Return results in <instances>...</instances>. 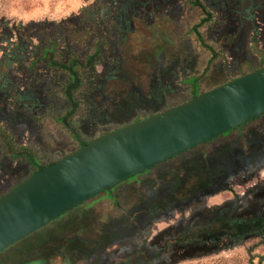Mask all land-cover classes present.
<instances>
[{
    "label": "rangeland",
    "instance_id": "rangeland-1",
    "mask_svg": "<svg viewBox=\"0 0 264 264\" xmlns=\"http://www.w3.org/2000/svg\"><path fill=\"white\" fill-rule=\"evenodd\" d=\"M208 1L181 0L180 10L161 17L164 28L138 23L121 33L110 25L104 34L96 33L101 43L95 48L82 45L85 39L76 31L77 24L80 30L88 25V18H98L91 13L98 10L94 0H0V196L30 176L31 158L46 166L77 150L80 143L181 104L190 99L185 88L194 85L198 75L205 86L220 83L219 76L210 79L208 72H193L195 61L196 68L208 60L213 72L222 69V64H210V54L217 55L221 48L207 42L205 28L225 16L236 18L240 5L251 3L238 1L234 9L229 0L223 16L211 22L201 8ZM249 17L254 16L246 14V21ZM194 23L198 24L196 35L189 29ZM84 32L88 38L87 27ZM19 35L24 41H18ZM98 38H88L90 45ZM50 40L55 41L56 49L52 48L46 58L39 48L44 43L50 45ZM162 45L164 55L159 50ZM68 57L74 60L71 63L77 79L69 98L65 93L69 74L49 64L51 60L70 66ZM180 65L181 75L176 80H159L169 87L157 89L158 80L153 75H163ZM231 75L223 81L234 77ZM243 125L151 168L137 176V181H133L134 176L128 178V183L117 185L110 196L99 193L70 209L16 243L0 256V264H264V229L237 241L241 232L232 221L236 213H241L238 207L251 206L253 192L262 191L264 161L234 173L223 188L200 193L162 214L152 211L164 200H172L176 190L194 191L192 180L207 166L209 154L214 153L215 160L233 154L246 156L251 153L247 152L249 145L264 142V116ZM202 153L209 157L195 158ZM226 206L228 212L221 214L222 219L212 220L203 231H186L180 241L184 246L209 240L217 244L224 239L213 251L177 260L173 251L161 253L149 247L152 243L163 245L160 239L165 238V232L172 236L168 231L177 222L189 228L196 212ZM138 218H143L142 223ZM116 226L120 227L118 232ZM100 235L115 239L103 242Z\"/></svg>",
    "mask_w": 264,
    "mask_h": 264
},
{
    "label": "water",
    "instance_id": "water-1",
    "mask_svg": "<svg viewBox=\"0 0 264 264\" xmlns=\"http://www.w3.org/2000/svg\"><path fill=\"white\" fill-rule=\"evenodd\" d=\"M264 114V67L90 139L0 196V253L93 196Z\"/></svg>",
    "mask_w": 264,
    "mask_h": 264
},
{
    "label": "flooded vegetation",
    "instance_id": "flooded-vegetation-1",
    "mask_svg": "<svg viewBox=\"0 0 264 264\" xmlns=\"http://www.w3.org/2000/svg\"><path fill=\"white\" fill-rule=\"evenodd\" d=\"M94 1H95V6L98 10H96V12H91V13L96 14L98 18H96L95 16H92V18L94 19L88 18L87 19L88 25L83 27V29L81 28L80 30L78 29L80 25L77 24L76 31L78 33H81V39H85L81 41L82 45H85L87 47L94 46L95 48L97 47L100 48L99 47L101 43L100 38H98L99 35L96 34L98 31H101V33L104 34V30H108L110 28V25L112 27H115V29L118 30L117 32H121V33H123V31L125 30L130 31V28L134 27L135 24L137 25L138 23L139 24L141 23L142 25L146 26L148 23V19H147L148 14H150V12H153V14L157 15L161 11L159 9V6H161V4H164L165 2H168V3L172 2L169 4V6L173 7L174 1L176 0H94ZM180 1L181 0H178V3H180ZM189 2H194V0H189ZM89 11H93V10H89ZM85 15L88 16L87 14ZM249 22H251L252 24H255V20L252 17L250 18ZM86 27L89 31V33H87L89 35L88 38H93L95 36L98 38L91 45H90L91 41H89V39L85 36L86 34L84 32V29ZM61 33H63L62 30H61ZM115 39L117 40V38ZM50 43H51L50 45L49 44L46 45L44 43L45 47L43 46L39 48L40 53L42 55H44V51H48L51 55L52 48L56 49V47H54L55 41L50 40ZM95 43H97L98 46L95 45ZM68 48L70 50L74 49L72 46H68ZM87 59H89V57L86 58L85 60ZM92 59L93 57L90 60ZM68 61L70 64L71 62L74 63L73 62L74 60L71 58H69ZM263 116L264 114H262L258 118H261ZM242 126L244 125H241L240 127ZM231 131H228V133ZM248 147L249 148L247 152H251V153L247 154L246 156L244 155L238 156V155L233 154V155L222 157L218 160L214 159V153L209 154L211 158L207 156V154H203V153L196 154L195 158L197 157L200 159L203 157H209V160L206 158L208 160L207 166L203 168L201 171H199L198 174H196L195 178L192 180L193 187L191 189H193L194 191H191L190 193H188V192L176 190V192L174 193L175 197L172 200H167V201L164 200L162 204L159 205V207L157 206L152 211L154 213L161 211L160 213L162 214L165 210L171 209V208L174 209L179 206L178 204H182V202H185L186 199L191 200L194 198V196L199 195L200 193L206 194L213 188L215 189L223 188V185L226 184V181H228L229 177L232 176L234 173H237L238 171H240L241 173L242 170H245L248 167H253L255 164L262 163L264 161V142L261 141L258 143H252ZM190 150H187V151H190ZM187 151L173 158H176L186 153ZM173 158L163 161L160 164L169 162ZM150 169L140 174L134 175V177L132 178L133 181H137V178H136L137 176L143 175V174L145 175ZM124 182L128 183L127 181H124ZM116 186H114L113 188H115ZM189 194H191V196ZM261 198H264V186H263L262 191L255 190L253 192L252 199H250L251 206L249 205L244 206V204H242L240 207H238L239 210L237 211H240L241 213H236L237 218L232 219L235 225V228L238 230V232H241L240 237L236 239L237 241L243 240L245 238L247 239L248 237L252 236V234H250L251 232H256L262 228L264 229V203L263 204L260 203ZM227 207L228 206H226L225 208L221 207L218 210L209 209V210L196 212V217L195 216L192 217V221H194V223L192 222L189 225V228L182 226L179 221L177 222L176 225L172 226L170 230L168 231L172 234V236H170L167 232L164 233L165 238L160 239L162 242H164L163 245L158 246L157 245L158 243L156 245L155 243H152V245L149 247H151L152 249L158 248L156 250L161 253H166L167 251H173L172 256L173 258L177 260L186 259L188 257H194L198 255H205L206 253L213 251L217 247V245H222V243H224L223 241L224 239H222V241L217 244L215 241L209 240L208 242L199 241V243H195V244L185 243L184 246L183 244H180V241H181V238L183 239L184 236L186 235L185 233L186 231L188 230L193 231V229L203 231L205 227L211 224L212 220L222 219L221 214L228 212ZM199 214H202V216L204 217L199 218ZM224 218L226 219V217ZM138 219L140 223H142L143 218H138ZM114 228L118 232L119 231L118 229L120 227L116 226ZM246 228L248 229L247 233L245 232Z\"/></svg>",
    "mask_w": 264,
    "mask_h": 264
},
{
    "label": "crops",
    "instance_id": "crops-1",
    "mask_svg": "<svg viewBox=\"0 0 264 264\" xmlns=\"http://www.w3.org/2000/svg\"><path fill=\"white\" fill-rule=\"evenodd\" d=\"M209 1L206 3H202L201 8L205 9L204 12L208 15L209 20H212L211 22H214V17L223 16L221 13L225 10L224 6L226 7V2L230 1L224 0L221 3L217 0ZM232 1V3L230 2L231 8H234L238 6V1L243 2L244 0ZM170 3L172 2H165L164 4H161V6H159V9L161 11L157 15L153 14V12H150V14H148V23L146 26L152 27L157 25L158 27L160 26L161 28H164L165 25H163L160 21L161 17L165 15H171L173 12L181 9L178 0L174 1L173 7L169 6ZM248 3H251V5H248L246 7L243 4L240 5V14L239 16L235 15L236 18L225 16L226 18L224 20L218 22L217 24H211L210 26L208 25V27L205 28V30L207 31V42L212 43L218 49L221 48L219 49L220 52L217 55L215 52H212V54H210L209 58H212L210 64L213 63L215 64V66H219V64H222V69L217 73L213 72L208 66V60L204 61V64H200V66L203 65L202 67L196 68L198 65V61H195V63L193 64V72L195 74H204L205 72H208V74H211L210 79L214 78L215 76H219L221 82L216 84L215 87L222 85L226 81L233 80L256 69L264 67V0H248ZM245 13L247 15L250 14L251 16H254L252 18L255 20V24L247 22L250 21L251 17H249V19L246 21ZM202 20L201 22H206L205 19L203 21ZM245 21L247 22V24L244 23ZM172 24L175 25V23ZM178 25H180L179 30L181 31V23H179ZM197 25V23H194L189 27V29H191L190 32L193 31L195 35L199 32V30L197 29ZM179 41H181V38L176 40L177 43ZM201 45H203V43ZM164 47L165 45H162L159 49L163 51L160 52V54L162 53V55H164L163 53L165 52ZM178 49L180 53L182 51V45L181 47L179 46ZM206 49L208 50L207 46ZM196 60H198V57ZM256 60H261L262 62L259 65H255L252 67L246 66L248 64L254 63ZM242 66H245V69H243ZM180 70H183L182 65H180L179 68L172 70L171 72L164 73L163 75L160 74L156 77L153 75V78H157L158 80L157 89H167L169 85L160 83L159 80H164L166 78L168 80H176V77L181 75ZM155 72L156 69H154V73ZM230 74H234V77L223 81L225 78L230 77ZM202 78V76L200 77L198 75L195 79L194 85L186 86L185 89H188V93H190L191 95L190 99L193 95L196 96L215 88L210 87V85L205 86Z\"/></svg>",
    "mask_w": 264,
    "mask_h": 264
},
{
    "label": "trees",
    "instance_id": "trees-1",
    "mask_svg": "<svg viewBox=\"0 0 264 264\" xmlns=\"http://www.w3.org/2000/svg\"><path fill=\"white\" fill-rule=\"evenodd\" d=\"M23 37L21 36V35H19L18 37H17V39H18V41L19 40H21ZM23 40V39H22ZM24 41V40H23ZM43 57L45 56L46 58H48L49 56H50V53L48 52V51H44V55H42ZM54 62H51V60H50V62H49V64H51L52 66H56V67H58V68H60V69H62V71H66L68 74H69V78H70V81L68 82V84H67V86H66V88H65V93H66V97L67 98H69V92L70 91H72V89L74 88V87H76V81H77V79H76V75H75V73L73 72V68H74V66L75 65H72V63L70 64V66H65V65H63V64H53ZM231 81V80H230ZM227 82H229V81H226V82H224V83H227ZM223 83V84H224ZM192 97H194V95L192 96ZM157 113H159V112H157ZM157 113H154V114H151V115H149L148 117H150V116H152V115H155V114H157ZM148 117H146V118H148ZM139 120H136V121H134V122H132V123H130V124H127V125H124V126H122V127H119V128H116V129H114V130H112V131H110V132H113V131H116V130H118V129H120V128H123V127H126V126H129V125H131V124H134V123H136V122H138ZM110 132H108V133H110ZM96 138V137H95ZM86 142H84V143H80V145H79V147L80 146H82V145H84ZM78 147V148H79ZM77 148V149H78ZM12 154V153H11ZM18 153H16V155H17ZM21 153H19V156H21L20 155ZM11 157H12V155H11ZM13 158V157H12ZM15 159H16V157H15ZM33 159L31 158L28 162L30 163V165H31V167H32V173L30 174V176L31 175H33V174H35V173H37V172H39V171H41L42 169H44L45 167H47V166H49V165H51V164H53V163H50V164H48V165H46V166H40V165H38L37 163H35V162H33L32 161ZM29 176V177H30ZM133 178V177H132ZM125 181H127V180H125ZM123 183H125L124 181L123 182H121V183H119V184H117V185H121V184H123ZM18 185V184H17ZM16 185V186H17ZM15 187V186H14ZM14 187H12V188H14ZM11 188V189H12ZM10 189V190H11ZM112 189H108V190H105V191H103V192H101V193H105V192H107V194H108V196H110V191H111ZM97 195H95V196H93L92 198H95ZM92 198H90V199H92ZM89 200V199H88ZM87 201V200H86ZM82 203H84V202H82ZM81 203V204H82ZM81 204H79V205H77V206H75L74 208H72L71 209V211L73 210V209H75V208H77L78 206H80ZM143 213V212H142ZM65 214V213H64ZM64 214H62L60 217H62ZM60 217H58L57 219H59ZM55 221V220H54ZM47 225V224H46ZM46 225H44V226H46ZM43 226V227H44ZM42 228V227H41ZM40 228V229H41ZM39 229V230H40ZM38 231V230H37ZM28 237V236H27ZM26 237V238H27ZM101 238H103V242H106V241H108V240H110V241H113L115 238H111L110 236L108 237V236H103V235H100V239L99 240H101ZM25 239V238H24ZM108 239V240H107ZM18 244V243H17ZM16 244H14V245H12L11 247H9V248H7L5 251H3V252H1L0 253V256L1 255H3V254H5V253H7L8 252V250L9 249H11L13 246H15ZM104 247V246H103Z\"/></svg>",
    "mask_w": 264,
    "mask_h": 264
}]
</instances>
